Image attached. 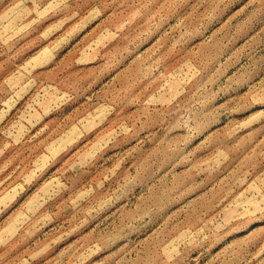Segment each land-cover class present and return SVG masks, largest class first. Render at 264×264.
<instances>
[{"label":"rangeland","instance_id":"rangeland-1","mask_svg":"<svg viewBox=\"0 0 264 264\" xmlns=\"http://www.w3.org/2000/svg\"><path fill=\"white\" fill-rule=\"evenodd\" d=\"M0 264H264V0H0Z\"/></svg>","mask_w":264,"mask_h":264}]
</instances>
